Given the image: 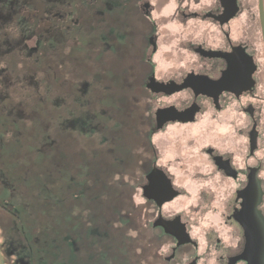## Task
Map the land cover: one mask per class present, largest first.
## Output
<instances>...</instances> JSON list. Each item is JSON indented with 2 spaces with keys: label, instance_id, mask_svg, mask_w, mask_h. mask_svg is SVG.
Here are the masks:
<instances>
[{
  "label": "rangeland",
  "instance_id": "1",
  "mask_svg": "<svg viewBox=\"0 0 264 264\" xmlns=\"http://www.w3.org/2000/svg\"><path fill=\"white\" fill-rule=\"evenodd\" d=\"M148 38L133 0H0V133H13L0 135V225L19 264H132L134 245L112 227L134 225L120 214L127 189L108 181L142 141Z\"/></svg>",
  "mask_w": 264,
  "mask_h": 264
},
{
  "label": "clouds",
  "instance_id": "2",
  "mask_svg": "<svg viewBox=\"0 0 264 264\" xmlns=\"http://www.w3.org/2000/svg\"><path fill=\"white\" fill-rule=\"evenodd\" d=\"M234 2V15L222 21L224 0H133L149 28V38L142 44L148 79L165 87L174 83L177 90L142 89L136 106L144 122L139 126L142 141L132 149L135 163L114 172L108 181L127 189L130 207L120 214L134 217V225L114 220L112 227L124 229V237L134 245L132 264H231L247 244L245 228L237 223L235 213L243 208L239 193L249 187L253 170L259 191L256 211L264 217V0ZM6 31L10 38L20 39L18 27ZM37 39L33 36L23 43L34 47ZM235 49H243L251 58V87L239 93L223 89L215 96L198 94L192 86L179 87L190 75L220 81L229 67L227 61L202 53L232 54ZM70 51L65 48L64 54ZM7 66L0 61V69ZM44 75L38 72L36 78ZM194 106L191 119H169L158 127L159 110L184 114ZM0 135L10 140L13 133ZM150 169H158L170 182L172 198L158 203L145 195ZM81 213L87 217L89 210L76 207L72 212ZM177 217L188 237L185 243L155 226L161 218L172 222ZM13 246L0 225V264H19L22 257L17 248L10 252Z\"/></svg>",
  "mask_w": 264,
  "mask_h": 264
},
{
  "label": "flooded vegetation",
  "instance_id": "3",
  "mask_svg": "<svg viewBox=\"0 0 264 264\" xmlns=\"http://www.w3.org/2000/svg\"><path fill=\"white\" fill-rule=\"evenodd\" d=\"M226 13L225 16L220 18L226 21L230 16L234 15L236 6L234 0H224ZM148 8V5H145ZM154 41V38H153ZM202 51V50H201ZM210 56H222L228 63L229 67L224 72L220 81H211L207 77H195L190 75L185 85L179 87L192 86L196 92H204L209 95H218L223 89H229L239 93L241 90L251 87L253 83L250 79V74L254 70L251 63V58L246 56L243 49H235L232 54L225 53H202ZM150 87L153 91H166L171 92L177 90V86L173 83L167 87L155 82L154 78H150L146 87ZM192 110H188L184 114L177 113L174 109L159 110L157 113L158 127L163 126L164 122L169 119L188 120L192 118ZM255 141V133H253V143ZM211 151V150H209ZM217 163L228 170L229 174L235 173L229 168L226 162L217 158ZM147 171V165H145ZM147 175V174H146ZM149 184L145 186V195L151 199H156L158 203H162L165 199L172 198L175 193L172 192L170 182L163 176L158 169H151L148 173ZM244 197V205L242 210L235 213L237 223L245 228L247 244L245 251L241 256L233 258L231 264H236V260L245 259L240 264H264V217H260L256 211V205L259 202L258 182L255 180V170L250 176L249 187L243 192L239 193ZM162 230L176 235L181 243L188 240L184 232V227L179 223V217L175 221L169 222L163 218L156 221V225ZM165 229H164V228ZM249 261V262H248ZM26 264V263H25Z\"/></svg>",
  "mask_w": 264,
  "mask_h": 264
},
{
  "label": "trees",
  "instance_id": "4",
  "mask_svg": "<svg viewBox=\"0 0 264 264\" xmlns=\"http://www.w3.org/2000/svg\"><path fill=\"white\" fill-rule=\"evenodd\" d=\"M125 206H127V205H125ZM127 207H130V205H128Z\"/></svg>",
  "mask_w": 264,
  "mask_h": 264
}]
</instances>
